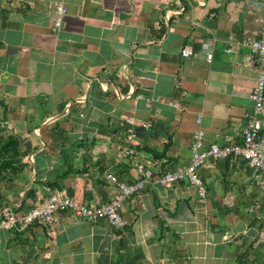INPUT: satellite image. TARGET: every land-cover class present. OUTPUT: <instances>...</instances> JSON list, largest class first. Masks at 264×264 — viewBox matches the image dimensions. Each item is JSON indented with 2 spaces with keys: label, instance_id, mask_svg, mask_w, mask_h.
Masks as SVG:
<instances>
[{
  "label": "crops",
  "instance_id": "crops-1",
  "mask_svg": "<svg viewBox=\"0 0 264 264\" xmlns=\"http://www.w3.org/2000/svg\"><path fill=\"white\" fill-rule=\"evenodd\" d=\"M55 3L66 13L52 32ZM263 14L264 0H0V121L28 163L24 179L0 180V207L21 213L56 191L106 203L107 174L188 164L198 127L205 145L240 143L258 67L245 47L225 48L257 38ZM127 119L142 142L133 159L120 150ZM198 174L204 197L183 180L126 198L120 230L67 212L0 229V264H264L252 169L207 159Z\"/></svg>",
  "mask_w": 264,
  "mask_h": 264
},
{
  "label": "built area",
  "instance_id": "built-area-1",
  "mask_svg": "<svg viewBox=\"0 0 264 264\" xmlns=\"http://www.w3.org/2000/svg\"><path fill=\"white\" fill-rule=\"evenodd\" d=\"M66 8L62 3H55L54 17L51 31L59 30ZM241 47L249 51L254 63L258 67L256 84L249 93L252 109L245 115L244 126L241 131V142L224 145H205L204 132L199 127L194 131L190 143V161L186 165H177L160 173H153L136 164L139 177L133 181H124L113 174H107L106 179L114 185L115 191L108 202L98 205H88L65 192H52L41 203L34 204L27 210L18 213L12 204L0 207V229L21 231L34 223L50 226L60 213H70L76 218L89 222L105 221L110 227L123 229L126 219L123 217L121 207L123 201L138 193L146 184L169 186L186 180L188 184L196 187L199 196L204 197L206 190L203 180L198 174V168L207 159L218 160L222 158H242L252 169L254 184L264 190V14L259 36L254 39H240L233 41L225 48L228 54L236 53ZM205 60L210 62L212 50L206 42L202 43ZM124 145L120 147L121 153L127 159L137 155V149L142 146L137 137L138 130L134 128L131 119H127ZM200 118L196 119L199 124ZM139 126L148 128L151 122L141 123Z\"/></svg>",
  "mask_w": 264,
  "mask_h": 264
},
{
  "label": "trees",
  "instance_id": "trees-1",
  "mask_svg": "<svg viewBox=\"0 0 264 264\" xmlns=\"http://www.w3.org/2000/svg\"><path fill=\"white\" fill-rule=\"evenodd\" d=\"M3 129L0 121V131ZM166 148L167 145L164 150ZM27 165L28 163L22 160L18 137L12 134L0 135V180L14 182L24 179L22 172ZM47 185L51 186L50 183Z\"/></svg>",
  "mask_w": 264,
  "mask_h": 264
},
{
  "label": "rangeland",
  "instance_id": "rangeland-1",
  "mask_svg": "<svg viewBox=\"0 0 264 264\" xmlns=\"http://www.w3.org/2000/svg\"><path fill=\"white\" fill-rule=\"evenodd\" d=\"M6 134L7 132L4 129L0 131V135H6Z\"/></svg>",
  "mask_w": 264,
  "mask_h": 264
}]
</instances>
